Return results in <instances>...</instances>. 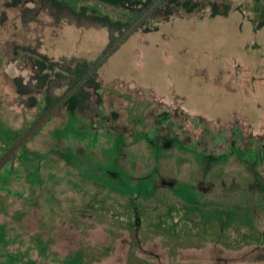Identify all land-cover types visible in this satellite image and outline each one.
Returning <instances> with one entry per match:
<instances>
[{"label":"rangeland","instance_id":"obj_1","mask_svg":"<svg viewBox=\"0 0 264 264\" xmlns=\"http://www.w3.org/2000/svg\"><path fill=\"white\" fill-rule=\"evenodd\" d=\"M10 1L0 161L46 110L16 92L41 61L23 47L98 61L131 14ZM201 1L159 35L143 33L165 21L151 16L87 80L88 101L68 97L0 168V264H264V0ZM25 7L38 10L26 26Z\"/></svg>","mask_w":264,"mask_h":264},{"label":"trees","instance_id":"obj_2","mask_svg":"<svg viewBox=\"0 0 264 264\" xmlns=\"http://www.w3.org/2000/svg\"><path fill=\"white\" fill-rule=\"evenodd\" d=\"M98 1L104 4H107V5L113 6V7L123 8L131 13L129 14V17H130L129 22H127V24H124L123 29L120 32V36H122L125 33V31L128 28H130V26H132L134 22L138 20L153 5V3L156 0H98ZM59 3L60 2H58L57 4L58 7L60 8L64 7L65 9H69V12L71 13L74 12L73 10L70 9L69 5L66 4L65 2H62L63 7L61 6V3L60 4ZM20 4H21V0H11L10 2L6 4V6L8 8H15L19 6ZM204 6L205 4H203L201 0H161L160 3L155 8H153V10L149 13V15L146 16L144 20L120 43V45L124 43L131 34L137 31V29L144 27L147 20L153 15H156V16L162 15L164 19H169L170 17H174V16L184 17L186 15L200 14V13L202 14L205 9ZM216 6L217 4H214V3L211 4V7L214 11H215ZM85 10L86 9H82L78 13V15L86 17V18L90 17L84 12ZM37 15H38V10H36L35 8L25 7L21 14V21L23 25L26 26L29 23V21H31V19H36ZM95 17L99 21L100 24H105V23L109 25L114 24L106 16L104 17L95 16ZM57 19H60V17L59 18L57 17ZM6 20H7L6 15L1 14L0 15V25H4ZM151 29L152 28H148L145 31H150ZM118 39L119 37L114 38L109 44L108 48H110ZM120 45L117 46V48L111 54H113L116 50H118ZM23 49L24 51L26 50L28 54L39 57L41 61L36 62L38 65L39 71H38L36 78L33 81L22 83V80L20 78L14 79L16 83L15 85L17 87L16 92L20 96L31 97L32 100H29V102L32 105H34L35 100H36L33 96L42 94L46 101V110L44 114L42 115V117L45 116L47 112H49L61 100V98H63L97 62V61L87 62L86 60L79 59V58H73L70 60L64 59L60 63L52 62L46 56H43V55L41 56L38 53L37 49H33L30 47H23ZM106 59L101 62V64L71 93V95L79 93L81 89H83L87 97L86 101H88L90 97L89 95L90 86L88 85L87 80L95 74V72L106 61ZM55 67L58 68V71H55ZM37 79L39 81L36 84H34V81L36 82ZM60 79H62L64 82L60 81ZM65 82H68V83H65ZM20 87L23 89H26V91L21 92ZM59 87L66 88V90L64 91L62 95H57L55 93V90ZM60 106L51 115L55 114L60 108ZM41 118L38 121H36L34 124H32V126L28 129L26 134L41 120ZM49 118L50 116L46 119V121ZM22 138H20V140ZM14 156L15 154L11 156L10 158H8L3 163V165H5ZM3 165L1 167H3Z\"/></svg>","mask_w":264,"mask_h":264},{"label":"water","instance_id":"obj_3","mask_svg":"<svg viewBox=\"0 0 264 264\" xmlns=\"http://www.w3.org/2000/svg\"><path fill=\"white\" fill-rule=\"evenodd\" d=\"M160 1L161 0H156L153 5L101 56L93 67L79 80V82H77V84L63 98H61V100L49 112H47V114L43 116L41 120L6 154V156L0 161V167L8 158L16 153V151L37 131V129L71 95V93L117 48V46L120 45V43L144 20V18L149 15V13L160 3Z\"/></svg>","mask_w":264,"mask_h":264},{"label":"crops","instance_id":"obj_4","mask_svg":"<svg viewBox=\"0 0 264 264\" xmlns=\"http://www.w3.org/2000/svg\"><path fill=\"white\" fill-rule=\"evenodd\" d=\"M107 5V4H106ZM110 6V5H109ZM180 19L182 18V19H185L186 17L184 16V17H179ZM176 18H175V16L174 17H170L169 19H165V21H163V22H161V23H159V24H157L153 29H151L150 31H144L143 33H145L146 35H150V34H156V35H159L160 34V32H162L161 31V25L162 24H166V25H169L170 23H171V21H173V20H175ZM177 19H178V16H177ZM202 20V19H201ZM171 25V24H170ZM101 26L102 27H104V24H101ZM106 26V25H105ZM143 33H142V35H143ZM162 39L164 40V42H165V40L166 39H169V37H167L166 36V34H163L162 35ZM143 43V42H142Z\"/></svg>","mask_w":264,"mask_h":264}]
</instances>
